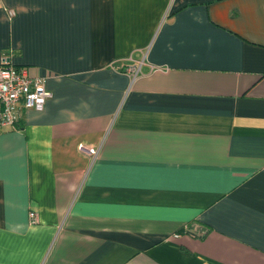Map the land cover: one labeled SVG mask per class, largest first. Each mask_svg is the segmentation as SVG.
Returning a JSON list of instances; mask_svg holds the SVG:
<instances>
[{
  "label": "crops",
  "instance_id": "crops-1",
  "mask_svg": "<svg viewBox=\"0 0 264 264\" xmlns=\"http://www.w3.org/2000/svg\"><path fill=\"white\" fill-rule=\"evenodd\" d=\"M4 63L0 264H264V0H0Z\"/></svg>",
  "mask_w": 264,
  "mask_h": 264
},
{
  "label": "built area",
  "instance_id": "built-area-1",
  "mask_svg": "<svg viewBox=\"0 0 264 264\" xmlns=\"http://www.w3.org/2000/svg\"><path fill=\"white\" fill-rule=\"evenodd\" d=\"M9 17L15 12L8 10ZM143 61L125 66L124 71L135 78L141 71ZM46 76L30 75L27 68L12 64L0 65V129L15 124L21 109L41 110L50 92L45 87ZM83 149V144H78ZM92 156L97 154L98 148L89 147ZM34 218V214H30Z\"/></svg>",
  "mask_w": 264,
  "mask_h": 264
}]
</instances>
